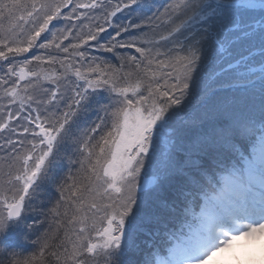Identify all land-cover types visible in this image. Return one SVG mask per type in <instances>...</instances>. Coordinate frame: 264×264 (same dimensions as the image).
I'll use <instances>...</instances> for the list:
<instances>
[{
    "label": "snow or ice",
    "instance_id": "6c2138e0",
    "mask_svg": "<svg viewBox=\"0 0 264 264\" xmlns=\"http://www.w3.org/2000/svg\"><path fill=\"white\" fill-rule=\"evenodd\" d=\"M201 91L246 102L221 109L227 123L193 152L172 121ZM82 119L89 184L71 186L67 199L83 214L65 233L70 247L56 245L64 247L57 262L88 264L85 254L102 250L106 264H120L132 250L139 259L130 264H198L219 234L259 226L264 0H0V152L18 165L0 181V233L32 207L58 146ZM208 149L211 169L200 159ZM174 176L183 180L161 202L166 215L144 229L145 202ZM49 246L45 234L41 256Z\"/></svg>",
    "mask_w": 264,
    "mask_h": 264
},
{
    "label": "trees",
    "instance_id": "16d2710c",
    "mask_svg": "<svg viewBox=\"0 0 264 264\" xmlns=\"http://www.w3.org/2000/svg\"><path fill=\"white\" fill-rule=\"evenodd\" d=\"M155 2L160 3L162 0H155ZM144 3L146 7H150L153 0H144ZM99 54L101 53L98 52L97 55ZM113 62L115 63V61ZM232 96L233 95H230V93L228 95L225 94V92H218L209 98L206 91H201L199 100L189 102L185 105L183 112L174 115L172 123L174 127L179 128L181 137L188 139L191 137L186 142H183L182 140L186 148H190L195 152L197 150V145H202L203 143L201 142L204 141L206 137L212 134L219 135V133L214 130L213 132H207L205 137L200 136L203 130H198L199 124L201 125L202 123L199 120L202 118L205 122L213 120L215 114L217 111H220L221 108L228 107L239 110L243 105H235L233 99H231ZM97 100L101 103H106L107 96L101 94L97 97ZM94 115V113H90L88 120L94 119ZM183 119L194 122V128L196 131L185 132V130H182L181 123L183 122ZM192 119H194V121ZM86 123L87 121L82 122L81 120L78 126H73L64 140L66 146L63 145V142L58 146V151L56 152L55 157V166L52 172L48 174V178L44 179L41 182L40 187L37 189L38 199L34 206L35 212L33 220L28 224L24 223L27 230L24 228L16 230L12 225L13 223L9 222L5 231L0 233V264H26V262H28V264H55L54 259H56V257L53 253L60 255L64 251V247H70V245L67 244V241L64 240L65 233L71 235L72 229L79 227L78 224L70 223V221H72L74 216L79 217L83 213L77 211V207L74 206L71 200H68L67 197L70 195L71 186H82L81 190L84 191L89 184L88 177L90 174L87 167L85 166L84 168H81L80 165V161L83 159L79 143L82 139L80 133ZM0 153L2 154L3 152ZM211 153V151L207 150V154L200 157V159L203 160V164H206L204 166L210 169L215 167L214 164L208 165V163H211V158L215 156ZM7 155L9 156L10 154L7 153ZM9 157L11 160L6 161L7 165L16 168L17 162L14 161L12 155ZM193 158L195 159V156ZM180 160L182 161V159ZM181 179L171 178L164 181V187H162V190L160 191L163 196H152L147 200L146 203H148V205L143 208L145 221L150 220V217L155 213V208H162V201H169V199L166 198L170 196L171 192L172 194L174 193V189L181 182ZM61 189L65 190V200L63 201L60 199ZM84 195L86 196L87 193L84 192ZM152 200L155 201L153 202ZM58 202V214H54L51 209L56 207ZM77 203H79V201H77ZM150 206H152L153 209H151ZM160 210L161 211H158V214L164 212V215H166L164 208ZM33 222H35V226L29 227L30 225H33ZM151 225H153V228L155 227L153 222H151ZM22 231H26L28 234L22 236ZM45 234H47L50 246L43 253V256H41L40 249ZM144 237V234L140 233L137 236V242L139 243L140 241H143L145 239ZM60 244H63L64 247H56V245ZM83 259L88 262V264H106L103 255L85 254ZM138 259L139 257L134 251L126 250L125 254L120 258V264H130V262ZM60 264H64L63 258L61 259Z\"/></svg>",
    "mask_w": 264,
    "mask_h": 264
},
{
    "label": "clouds",
    "instance_id": "9594fccd",
    "mask_svg": "<svg viewBox=\"0 0 264 264\" xmlns=\"http://www.w3.org/2000/svg\"><path fill=\"white\" fill-rule=\"evenodd\" d=\"M198 264H264V222L219 234L213 245L201 253Z\"/></svg>",
    "mask_w": 264,
    "mask_h": 264
},
{
    "label": "rangeland",
    "instance_id": "374dc122",
    "mask_svg": "<svg viewBox=\"0 0 264 264\" xmlns=\"http://www.w3.org/2000/svg\"><path fill=\"white\" fill-rule=\"evenodd\" d=\"M229 93H230V95L231 94L233 95L231 99H233L235 105L242 106V105L245 104V102H246V98L245 97H242L238 93L234 94L232 92H225V94H228V95H229ZM221 109H223V108H221ZM218 113H219V111H217V113L215 114V117L213 118V120H210L209 122L203 121L204 120L203 118L199 120L202 123L200 122L201 125L199 124L198 130H203V132H202V134L200 136H204L205 137V135H206L207 132H209V131L213 132L214 130L216 131L217 129H219L220 127H223L227 123L221 116L218 115ZM252 115L253 114H251V113L246 114L245 115V120L249 119ZM254 115L258 118V109L256 110V112H255ZM192 120L194 121V119H192ZM84 121L85 120L82 119V122H84ZM181 126H182V130H185V132L196 131V129L194 128V122H192L190 120L188 121L186 119H183V122L181 123ZM216 132H218V131H216ZM189 139L188 138H182L183 142H186ZM203 142L204 141H202L201 143H203ZM63 145L66 146L64 144V141H63ZM208 150L211 151L213 153V155H216V152H215L214 149H208ZM9 156L7 155V153L6 154L4 152L2 154L0 153V181H5L6 182L8 180V178H9V175H13L14 176L16 174V169H17V166L18 165L16 166V168H14V167L8 166L7 163H6L7 160H9V161L11 160V158ZM180 159H182V161H183L184 156L181 155L180 156ZM211 161H212V158H211ZM204 165H206V164L204 163ZM208 165H212V162L211 163H208ZM172 178L181 179L182 177H179L178 176V177H172ZM182 180H183V178L181 179V182H182ZM162 187H164V186L162 185ZM160 195L163 196L159 192V194L154 195V197H157V196L159 197ZM173 197H174V193L172 194V192H171L170 193V196L167 197L166 199H169V202H171L174 199ZM37 199H38V194L36 193V199L33 202L32 207L30 209H26L25 210V216L24 217L18 218L16 220H10L9 221V222L13 223L12 225L16 228V230H20L21 228H24L25 230H27L26 225H24V223L25 224H28L29 222H31L33 220L34 212H35L34 211V206H35V204L37 202L36 201ZM152 201L154 202L155 200H152ZM146 202H145V205L144 206L148 205V203H146ZM150 208L153 209L152 206H150ZM160 209H163V207L162 208L161 207H158V209L155 208V213L150 217V220H151V218H154L157 215H161V216L164 215V212L161 213V214H158V211H161ZM150 220L149 221H145V223L143 224L144 229H152L153 228V225H151ZM141 233L144 234L143 232H141ZM26 234H28L26 231H22V236H24ZM30 234H32V233H30ZM144 238H146V237H144ZM93 254L94 255H99V256L103 255L102 254V250H101V252H96V253H93ZM54 261H55V264H60V262H57L56 259H54Z\"/></svg>",
    "mask_w": 264,
    "mask_h": 264
}]
</instances>
